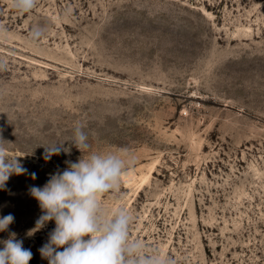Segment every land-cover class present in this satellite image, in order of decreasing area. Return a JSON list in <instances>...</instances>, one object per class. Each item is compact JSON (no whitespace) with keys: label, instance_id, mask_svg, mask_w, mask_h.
Segmentation results:
<instances>
[{"label":"rangeland","instance_id":"obj_1","mask_svg":"<svg viewBox=\"0 0 264 264\" xmlns=\"http://www.w3.org/2000/svg\"><path fill=\"white\" fill-rule=\"evenodd\" d=\"M0 60V138L27 170L0 189L14 216L0 240L15 233L29 264H48L55 224L28 235L42 214L28 190L77 161L78 125L89 152L134 158L102 204L130 213L148 251L264 264V0H36L26 14L0 0ZM56 143L70 152L45 161Z\"/></svg>","mask_w":264,"mask_h":264},{"label":"clouds","instance_id":"obj_2","mask_svg":"<svg viewBox=\"0 0 264 264\" xmlns=\"http://www.w3.org/2000/svg\"><path fill=\"white\" fill-rule=\"evenodd\" d=\"M11 6L26 14L36 7V0H11ZM43 32L41 27H34L31 39L38 40ZM5 68L6 63L0 60V70ZM68 142L81 153L77 161H66L67 167L49 174L43 186H31L28 190L42 213L28 235L50 221L55 224L39 249L41 258L48 264H175L171 257L150 252L144 242L131 238L133 218L126 209H108L102 204V197L120 188L122 175L135 163L127 149L89 152L88 133L82 125L74 128ZM9 143L0 138V189L6 188L11 176L27 172L17 157L8 156ZM43 147L45 161L71 150L64 148V143ZM31 175L36 178L35 173ZM13 222L12 214L0 217V232H7ZM0 245V264H29L33 257L31 249L25 248L15 233L0 240Z\"/></svg>","mask_w":264,"mask_h":264}]
</instances>
